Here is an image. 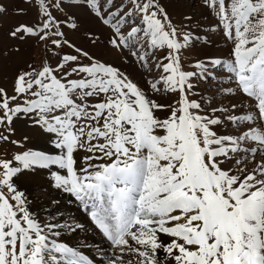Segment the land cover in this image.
<instances>
[{
	"label": "snow or ice",
	"instance_id": "obj_1",
	"mask_svg": "<svg viewBox=\"0 0 264 264\" xmlns=\"http://www.w3.org/2000/svg\"><path fill=\"white\" fill-rule=\"evenodd\" d=\"M0 264H264V0H0Z\"/></svg>",
	"mask_w": 264,
	"mask_h": 264
},
{
	"label": "rangeland",
	"instance_id": "obj_2",
	"mask_svg": "<svg viewBox=\"0 0 264 264\" xmlns=\"http://www.w3.org/2000/svg\"><path fill=\"white\" fill-rule=\"evenodd\" d=\"M19 2H20V0H4L5 5H6L9 9H11L14 5L19 4ZM21 6H22V5H21ZM4 19H5V23L7 24V23L11 22L12 20H14L15 17L12 16L11 12H9V14L6 15ZM221 47H222V46H221ZM202 87H208V85H202Z\"/></svg>",
	"mask_w": 264,
	"mask_h": 264
}]
</instances>
